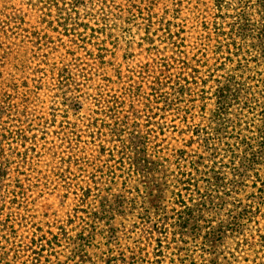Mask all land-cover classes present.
Listing matches in <instances>:
<instances>
[{"label": "trees", "instance_id": "trees-1", "mask_svg": "<svg viewBox=\"0 0 264 264\" xmlns=\"http://www.w3.org/2000/svg\"><path fill=\"white\" fill-rule=\"evenodd\" d=\"M18 1L15 5L14 0H0V122L4 120V127L0 129V201L3 200V204L10 197L8 203L12 207L20 205L18 200L27 195L26 191H31L33 179H37L34 174L43 165L48 169L52 166L51 172L63 182L66 190L63 197L68 198L72 188L76 192L82 191L79 197L85 206L95 196L91 192L94 187L112 186L118 172L125 171L128 166H150L149 171L153 170L143 155L144 151L151 138L158 140L159 135L170 127L157 122L158 113L153 114L152 110L141 116L135 110V102L139 98L144 99L145 107L161 103L163 107H156L157 110L163 113L176 111L182 115L186 129L178 130V137L191 135L190 140L182 138L181 141L190 146L200 144L204 153L197 152L198 160L190 162L191 171H181L177 177L171 198L173 205L179 208L169 211L164 206L149 203V194L144 195L137 190L143 206L139 207L137 202L132 208L134 213L141 215L142 227L153 222V215L158 219L142 237L145 242L136 245L135 260L139 256L161 257L170 246L171 232L183 237L188 232L196 233L202 213L210 209L216 211L212 200L214 192L230 196L233 192L240 194L243 191L245 177L264 161V79L259 71L256 74L253 69H248L252 62L257 67L264 66V0H212L211 6L205 10L195 9V21L205 30L213 28L217 36L224 35L225 22L231 19L234 21L230 24L232 31L244 38L252 34L255 40L250 48L255 51L253 59H239L245 55L244 46L236 41L228 44L219 42L216 46L217 55L227 54L223 56L224 60L235 62L234 57L238 59L233 75L217 81L212 117L203 121L205 125L191 121L194 118L192 110L196 111L198 107L206 110L207 99L200 92L203 93L213 73L219 69L210 68L209 74L203 78L200 69L190 65L179 33L172 31L175 24L167 20L169 17L176 20L180 4L166 7L159 21L165 31L161 38L165 47L158 45L152 34V16L148 10L147 47L141 44L136 48L135 43L123 41L120 36L132 24L129 17L135 9L132 0H89L91 3L98 1L100 9L85 16L80 13L82 0ZM53 43L55 46L50 48ZM249 50L247 53H251ZM57 53L60 55L56 56ZM146 53V63L131 67L139 59L137 56H146ZM218 63L221 69L227 65L226 61L218 60ZM137 75L153 78L149 87L151 93L135 81ZM254 82L259 84L252 85ZM85 90L91 91L89 96L93 109L82 116ZM243 92L251 97L247 99L250 103L248 109L260 117L259 124H248L245 129L233 128L229 132L225 115L240 103ZM198 102L202 105L199 106ZM126 107L132 110L130 118L123 116ZM154 126L159 129L154 130ZM126 128L133 129L130 143L124 140ZM161 147V144H156L154 149L165 150ZM133 149L138 150L134 156ZM186 154L182 147L173 154L179 169L181 163L188 162ZM204 154L214 164H218L221 157L230 158L223 165L229 172L217 167L218 171L214 170L213 176L207 177L206 174L207 190L195 202L188 192L196 186L194 172L200 165L204 166ZM72 169L80 174L82 180H69L67 176ZM11 176L13 179L8 182ZM257 178L261 185L258 187L255 182V192L249 197L251 205L244 206L219 232L243 233L245 225L255 218L254 209L264 220L260 207L264 205V178L259 175ZM257 200L259 202L255 206ZM124 207L120 200L114 205L103 203L101 217L113 211L121 212ZM1 208L0 264H14L13 260L18 262L23 258L22 264H40L41 253L27 244L18 246L11 242V237L16 235L14 222L10 218H2ZM92 215L98 216L99 213ZM255 224L264 254V224L258 221ZM30 225L35 230L39 228L35 223ZM110 233L109 239L115 240V232L110 230ZM156 234L158 238H155ZM163 235L166 247L162 244ZM244 243L249 245L248 241ZM152 246L151 254L148 251ZM30 251L32 259L26 255ZM11 253H14L12 260ZM151 257L147 263L157 264Z\"/></svg>", "mask_w": 264, "mask_h": 264}, {"label": "rangeland", "instance_id": "rangeland-1", "mask_svg": "<svg viewBox=\"0 0 264 264\" xmlns=\"http://www.w3.org/2000/svg\"><path fill=\"white\" fill-rule=\"evenodd\" d=\"M72 2V0H68ZM83 5L80 6L81 15L95 14L100 9L98 1L91 3L89 0H82ZM18 0H14V4H18ZM212 0H132V4L135 7L132 14L129 16L131 19L130 29L124 34H120L123 41H129L135 43V47L143 44L145 45V37L147 25L149 22L148 10L151 11L152 16V34L158 40L157 44L161 47H165L161 43V38L164 35L160 25V20L165 12L166 7H173L174 4H180V14L177 15L176 20H172L169 17L167 20L172 21L175 25L172 31L180 35V41L184 46L182 49L186 51L190 65L200 69V76L203 78L209 74V69H219L213 74L212 80L207 86L200 92L201 95L206 97V110L203 111L202 107H198L197 110H192L191 121L196 124H206L205 120H210L212 117L211 112L214 109L213 92L216 89L217 81H223L229 75H233L236 67L237 57H234V61L224 60L223 56L215 53L216 46L221 42L222 44L233 43L244 46V53L239 59L247 58L253 59L255 51L251 50V44L254 43L253 35H249L244 38L237 32L232 31L230 24L234 21L227 19L225 22V34L217 36L215 30H205L198 25L195 21V9L205 10L211 6ZM125 4V2H123ZM171 10V9H170ZM53 36H56L53 34ZM56 38V37H53ZM243 38L245 40H243ZM244 41V42H242ZM55 44H51L49 47L53 48ZM251 53H247L248 50ZM145 50V49H144ZM136 51V50H135ZM123 53V52H122ZM254 54V55H253ZM57 53L56 56H59ZM144 54L139 55V59L135 60L131 67H136L141 62H147V56ZM250 55V56H248ZM120 56V55H119ZM222 57V58H221ZM218 60L220 62L226 61L227 65L223 69L219 68ZM122 61V59H120ZM245 62V61H244ZM248 69H253L256 74L258 71L262 74L261 78L264 79V66H256L255 62H252ZM217 65V66H216ZM125 68L128 66L125 65ZM172 72H175L173 70ZM252 75V73H249ZM135 81L143 84L144 89L151 93L149 87L152 86V77H142L137 75L134 77ZM259 84L254 82L252 85ZM91 91H84V106L80 113L82 116L89 114L93 106L90 101ZM108 95V93H107ZM241 101L230 109L227 115H225V123L229 125L228 131L231 132L233 128L237 130L245 129L246 126L252 123L254 125L259 124V116L252 113V110L248 109L247 99L251 98L246 92H243ZM199 106L202 102H198ZM130 107V106H129ZM155 107V108H154ZM163 107V104L158 103L155 106L148 108L145 107L144 99L139 98V101L135 102V110L141 115L145 116L153 111V114L158 113L156 121L160 124L170 127L166 129L164 134L159 135L158 140L151 138V142L148 144L144 151L145 159L152 165L153 170L149 171L150 166L136 168L128 166L125 171L118 172L116 182L112 186H101L99 188H93L91 190L92 197L89 200L88 205L82 202V191H75L71 189L70 196L68 198L63 197L66 194V190L63 188L64 184L57 176L54 175L51 169L46 168L44 165L39 168V172L35 173L33 187L31 191H26L27 195L22 199H19V204L16 207H12L8 201L10 197H7L5 203L0 201V208L2 206V218H10L14 222V231L16 235L11 237V242L16 243L18 246L27 244L32 247L34 251L41 253L40 264H150L147 263L150 257L143 256L135 260V247L139 242L144 241L145 232L152 229L154 221L157 220L156 215H153L151 221L146 223V226L141 225V215L134 213L133 205L138 202V206L142 207L143 202L141 198L137 196V190L146 195L149 194V201L154 205H161L166 207L169 211L174 208H179L173 205L171 198V191L175 189L177 177L181 171L190 172L189 169L191 161L198 160V153L203 154L204 148L196 143L189 145L187 142H182L181 139L190 140L191 135L178 137L177 132L180 129H186L185 121L182 115L176 113V111H166L165 113L156 109ZM123 116L128 115L131 117L132 111L127 107L123 109ZM151 115V114H150ZM4 127V120L0 122V129ZM159 129L154 126V130ZM131 128H126L124 131V140L130 143L133 134ZM247 134V133H244ZM157 135V131H156ZM154 137V134L151 133ZM156 144H161L162 150L159 148L154 149ZM121 146V143H118ZM184 148L187 152L185 158L188 162L181 163L179 169L177 159L173 157L176 149ZM138 150L133 149L132 156ZM198 152V153H197ZM206 160L204 166L200 165L195 171L194 183L195 187L189 191L188 195L195 202L201 199L202 194L207 190L206 178L213 176V171H218L221 168L222 171L229 172L228 168H223L230 158L221 157L218 164H214L209 161L208 155L204 154ZM218 167V168H217ZM53 173V174H52ZM210 173V174H209ZM207 174V177H206ZM264 178V161L258 164L244 179L243 191L239 194L233 192L230 196L224 195L223 192H214L212 194V200L216 206V211L209 210L202 213L196 233L188 232L184 237L182 235H174L173 232L169 235L170 246L164 250L161 257L157 259L152 258V262H158L157 264H263L264 254L259 245L257 237L255 222H261L264 224V220L260 217L254 209L255 218L251 223H247L242 233H221L220 228L227 224L232 217L238 215L241 209L249 203V197L255 192V182L259 187L261 183L257 176ZM80 174L75 170H71L69 180H82L79 177ZM13 179V176L11 178ZM68 180V181H69ZM48 183L46 187L42 185ZM97 189H100L98 191ZM45 192V193H44ZM120 200L124 202V210L121 212L113 211L107 216L100 214L101 205H114L115 201ZM256 206L259 202L255 201ZM149 203L148 206H149ZM27 206V208H26ZM264 212V205H261ZM262 212V213H263ZM89 216H88V214ZM93 213H99L98 216L92 215ZM139 215V216H138ZM30 223H35L39 226L38 230L31 227ZM160 225V224H159ZM37 229V228H36ZM110 230H113L116 234L115 240H110ZM173 231V230H172ZM208 231V232H207ZM211 232V235L207 233ZM9 237V236H8ZM159 235L156 234L155 238ZM162 244L166 247V237L161 236ZM35 241V242H33ZM41 241H43L41 243ZM245 241L249 242V245H245ZM242 243H244L242 245ZM156 245V242H154ZM153 245V246H154ZM153 246L149 247L148 253L153 252ZM15 247V246H14ZM44 247V248H43ZM11 247H9L10 249ZM17 248V247H16ZM19 250V248H17ZM42 250V251H41ZM27 257L32 259V252L26 253ZM14 253H11L10 259L12 260ZM22 256V254H21ZM25 260V258H23ZM23 259L14 264H22ZM24 264V263H23Z\"/></svg>", "mask_w": 264, "mask_h": 264}]
</instances>
